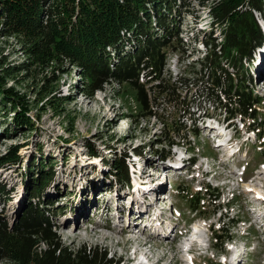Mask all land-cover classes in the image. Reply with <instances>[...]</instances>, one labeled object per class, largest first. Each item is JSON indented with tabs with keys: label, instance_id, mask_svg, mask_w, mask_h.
<instances>
[{
	"label": "rangeland",
	"instance_id": "374dc122",
	"mask_svg": "<svg viewBox=\"0 0 264 264\" xmlns=\"http://www.w3.org/2000/svg\"><path fill=\"white\" fill-rule=\"evenodd\" d=\"M24 1L17 7L19 14L24 9L29 13L24 12V18L16 13L11 16L25 19V23L14 27L8 24L10 28L5 25L3 32L0 20L2 87L11 88L28 105L33 124L29 131L15 128L9 117L11 108L18 107V98L0 100V157L16 146L21 160L15 166L0 167L3 220L8 225L19 220L28 200L25 186L31 175L45 165L52 180L40 193V201L52 202L47 214L64 246L96 247L120 264H128L132 258L127 253L130 247L138 251L150 249V263L158 261L157 264H190L189 258L196 264H230L228 258L234 256L241 264H264L263 229L256 224V219L264 216V207L259 204L264 198V70L260 71L258 83L253 82L254 93L261 99L254 115H226L219 104L211 102L214 98L215 103L219 99L227 104L215 85L210 84V100L199 94L200 88L207 87L203 78L207 58L213 51L219 54L222 50L219 47L228 21H219L213 14L217 15L215 6L223 0H176L173 28L177 37L168 41L162 82L152 81L145 86L148 103L144 107L127 83L113 81L92 92L88 74L64 55L59 54L53 62L36 63L26 53L24 38L43 34L37 29L42 21L32 27L28 17L34 16L36 10H46L49 4L46 0ZM65 1L51 0L49 8L56 6L52 21L58 19V11L61 15ZM38 18L37 13L35 20ZM255 20L264 41V9L256 12ZM130 45L124 47V53ZM261 57L264 58V46L252 54L249 74L253 79L256 61ZM222 61L221 67L231 71V66ZM29 62L32 65L27 71L13 69L5 75L11 68ZM141 77L142 74L139 84H144L146 80ZM173 100L185 110L171 113ZM187 110L191 118L185 117ZM5 114L8 118L3 120ZM212 126L215 130H210ZM216 132L220 134L217 140ZM219 143L228 148L216 146ZM235 148L238 155L227 157L226 151L230 153ZM90 150L99 157L90 156ZM119 156L124 157L128 169L129 181L125 185L117 184L111 175L109 162ZM180 157L195 159L196 164L190 166ZM32 163L38 169L32 168ZM148 166L160 171L168 168L173 177L159 182L158 190L150 192L153 185L141 188L143 181L147 182ZM154 192L155 199L148 197L150 202L144 203L147 196L154 197ZM147 205L164 211L175 226L173 230L163 228L171 233L168 239L150 237L141 231L163 230L151 225L154 214L146 212ZM197 226L206 235L200 247L206 253L198 252L195 244L189 248L195 252L191 256L186 254V238L173 236L184 234L187 227L197 230ZM211 235L214 241L209 245L207 237ZM145 242L149 243L142 247ZM181 245L186 246L183 252ZM231 246L233 251L229 250ZM0 264L13 263L3 260Z\"/></svg>",
	"mask_w": 264,
	"mask_h": 264
},
{
	"label": "trees",
	"instance_id": "16d2710c",
	"mask_svg": "<svg viewBox=\"0 0 264 264\" xmlns=\"http://www.w3.org/2000/svg\"><path fill=\"white\" fill-rule=\"evenodd\" d=\"M46 1L49 4L46 10H36L34 16L28 17L32 27L40 20L46 24L37 26L43 33L39 37L31 35L24 38L27 55H31L36 63L45 60L53 62L58 59L59 54L64 55L88 74V79L93 85L92 92L100 91L105 84L113 81L127 83L136 91V101L141 106H146L148 98L145 86L152 81L162 82L165 50L170 40L177 37L173 28L177 18L176 0H66L61 15L58 11V19L55 17L53 21L56 6L50 9L51 0ZM25 2L0 0L3 32H6L5 25L11 24L14 27L25 23V19L19 20L11 16L16 13L24 18V14L29 12L24 9L23 13L19 14L20 9L17 7ZM215 8V19L228 21V26L224 32L223 44L219 47H222V50H219V54L213 51L212 56L206 60V73L203 78L207 87L200 88L199 94L210 100V84L215 85L220 89L223 99L227 100V104L223 105L219 99L215 103L214 98L211 102L214 105L219 104L226 115H254L255 107L261 105V99L254 93L255 80L249 74V68L253 61L252 54L263 43L255 14L262 13L264 0H223ZM37 13L39 18L35 20ZM52 22L54 24H51ZM159 33L162 35L156 37ZM130 43V50L124 53V47ZM212 45L217 48V45ZM222 60L231 66V71L221 67ZM31 65V62L21 64L11 68V72H5V75L11 74L13 69L27 71ZM140 74L141 78L146 80L144 84H139ZM2 80L0 78V100L7 102L9 99L18 98V107L10 110V123L15 128L31 130L33 124L28 115V105H24L11 88H3ZM158 87L161 88L159 85ZM178 103L179 101L174 100L171 102V113L178 114L179 111L185 110L184 106H179ZM191 115L190 110H187L185 117L191 118ZM2 118L7 119L8 115L5 114ZM18 148L9 147L0 157V167L15 166L21 162ZM90 156L99 157L93 150H90ZM109 164L112 168L111 175L118 181L116 182L119 185L127 184L129 177L124 157H115ZM44 166L38 169L32 163L31 167L38 170L31 175L28 185L25 186V197L28 200L19 220L8 225L0 214V262L5 260L13 264H120L108 258L102 249L85 246L71 248L58 241L52 230V217L47 214L53 204L49 199L40 201V193L52 180Z\"/></svg>",
	"mask_w": 264,
	"mask_h": 264
},
{
	"label": "bare ground",
	"instance_id": "6f19581e",
	"mask_svg": "<svg viewBox=\"0 0 264 264\" xmlns=\"http://www.w3.org/2000/svg\"><path fill=\"white\" fill-rule=\"evenodd\" d=\"M258 55V54H257ZM260 56H262V54H260V55H258V57H260ZM264 58H258L257 59V64H256V66H255V73L256 74H259L260 76H262V74H261V72L260 71H262V70H264V69H261V67L263 66V64H264V60H263ZM229 125V124H228ZM227 125V126H228ZM215 130V127L214 126H212L211 127V129L210 130ZM234 129H235V127H234ZM220 135V134H219ZM218 138V137H217ZM220 138H221V136H220ZM219 139V138H218ZM226 140V139H225ZM263 164H264V160H263ZM155 171H157V170H155ZM157 172H159V170L157 171ZM263 174V173H262ZM147 177L148 176H146L145 175V178L147 179ZM145 181H143V186L141 187V188H143V187H147L148 186V183L147 182H145ZM163 183V182H162ZM149 185H151V184H149ZM165 185V184H164ZM150 192H153V190L152 189H150ZM148 197H150L151 198V200L153 201L154 199H155V197H156V192H154V197H152V194L151 195H149V196H147L146 197V200L144 201V203H146V202H150V200L148 199ZM256 197H258V196H256ZM264 198L262 197V199H260V202H259V204H260V206L261 207H264V200H263ZM159 200V199H158ZM157 200V201H158ZM256 200V199H255ZM155 203H157V202H155ZM154 203V204H155ZM255 203V202H254ZM142 204H143V202H142ZM157 205V204H156ZM254 205V204H253ZM160 206V205H159ZM255 206V205H254ZM149 207V208H148ZM157 207L155 206V208H150V206L149 205H147V208L145 209L146 210V212L147 211H150L151 213H153L154 214V220H153V222H151V225H156L158 228H161V229H163V228H169V229H171V230H173L174 229V225L172 224V222L170 221V220H168L167 218H166V214H165V212L164 211H162V210H159V208L158 209H156ZM260 208V207H259ZM260 210V209H259ZM256 211V210H255ZM263 211V210H262ZM261 213V212H260ZM256 215V214H255ZM140 217V216H139ZM262 219V220H261ZM137 220V219H136ZM256 224L258 225V227L259 228H262L263 229V236H264V216H262V218L260 217V218H257L256 219ZM62 226H65V224L64 225H62ZM103 226H105V225H103ZM127 226V228L129 227V223L126 225ZM187 228H189L188 230H187ZM186 228V232L184 233V234H182V233H180L178 236H173V238L174 239H178V238H180V237H185L186 238V241L188 242V241H191L190 242V245L193 247V246H195V244H196V242L194 241V240H191V237H192V229L190 228V227H187ZM134 229V228H133ZM123 230V229H122ZM141 231L142 232H144L145 234H149L151 237H154V238H160V237H162V238H165V239H168L169 238V236H170V232H168V229H163L162 231H161V233H152V232H147L146 230H145V228L144 229H141ZM164 233H167V234H165L164 235ZM174 239H172V240H174ZM117 243H120L119 241H116ZM149 243V242H148ZM142 247H146V244H142L141 245ZM183 248H184V246H182L181 245V251L183 252ZM147 251L148 252H151L150 251V249H147ZM233 255H234V253H233ZM233 260H234V262H235V264H241V261H239V259L238 258H236V256H234L233 257Z\"/></svg>",
	"mask_w": 264,
	"mask_h": 264
}]
</instances>
